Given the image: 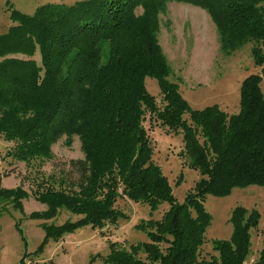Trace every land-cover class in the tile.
Masks as SVG:
<instances>
[{"label": "trees", "instance_id": "trees-1", "mask_svg": "<svg viewBox=\"0 0 264 264\" xmlns=\"http://www.w3.org/2000/svg\"><path fill=\"white\" fill-rule=\"evenodd\" d=\"M170 1L44 3L32 14L11 9L14 23L0 35V136L14 142L10 154L25 163L50 158L62 136L66 144L73 136L80 141L83 158L71 160L70 168L79 177L64 172L58 186L43 183L34 192L47 206L31 213L43 220L46 238L80 224L115 222L121 194L151 210L163 202L168 207L140 225L148 241L128 248L110 243L102 264H245L259 213L235 206L230 236L212 240L214 253L206 257L201 251L211 216L204 200L235 186L264 187V0H177L208 12L222 51L251 44L259 71L241 81L239 108L232 113L217 104L191 108L170 80L157 37ZM146 76L156 78L161 104L148 92ZM147 114L181 133L180 153L200 175L181 202L152 159ZM28 195L21 185L0 187V204L21 210ZM59 209L80 217L46 223ZM250 264H264V236Z\"/></svg>", "mask_w": 264, "mask_h": 264}, {"label": "rangeland", "instance_id": "rangeland-1", "mask_svg": "<svg viewBox=\"0 0 264 264\" xmlns=\"http://www.w3.org/2000/svg\"><path fill=\"white\" fill-rule=\"evenodd\" d=\"M74 1L0 0V35L14 23L10 17L11 9L32 14L44 3L71 4ZM157 37L172 69L169 78L178 83L182 97L191 108L202 109L217 104L228 113L238 110L241 81L248 74L259 71L254 64L250 43L230 53L222 51L208 12L198 5L177 0L168 2L165 12L160 14ZM34 56L40 62L38 50ZM145 86L161 104L156 78L146 76ZM144 126L153 146V161L167 177L177 201H183L200 175L180 153L183 148L181 133L166 129L149 114ZM13 149L14 142L0 136V187L21 185L29 195L22 198L21 210L10 204H0V264H102L110 243L128 248L129 244L148 241L140 225L150 218L159 219L168 207L163 202L158 209L151 210L146 204L120 194L114 203L120 211L115 222H106L102 228L80 224L61 236L46 238L45 229L40 224L43 220L31 216V213L42 212L47 206L35 198L34 192L38 186L45 188L43 183L58 186L57 181L65 176L64 172L72 178L79 177L78 172L70 168L71 160L83 158L80 141L73 136L71 143L66 144L65 136H62L52 144L50 158H35L29 163L14 158L10 154ZM238 205L247 212L255 210L259 213L257 225L250 229V253L245 264L256 260L264 236V187L260 185L235 186L226 195L205 196L204 206L211 219L201 255L209 257L214 253L212 240L230 236L232 223L229 217ZM79 217L66 209H59L54 218L45 222L59 225ZM139 254L144 257L143 253Z\"/></svg>", "mask_w": 264, "mask_h": 264}, {"label": "built area", "instance_id": "built-area-1", "mask_svg": "<svg viewBox=\"0 0 264 264\" xmlns=\"http://www.w3.org/2000/svg\"><path fill=\"white\" fill-rule=\"evenodd\" d=\"M21 264H31V262H26V263L25 262H22Z\"/></svg>", "mask_w": 264, "mask_h": 264}]
</instances>
